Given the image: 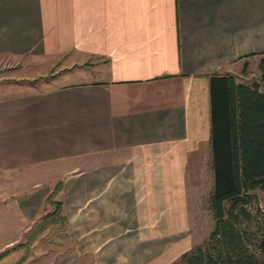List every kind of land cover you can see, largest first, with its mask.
<instances>
[{"label": "crops", "instance_id": "0c3cea01", "mask_svg": "<svg viewBox=\"0 0 264 264\" xmlns=\"http://www.w3.org/2000/svg\"><path fill=\"white\" fill-rule=\"evenodd\" d=\"M263 50L264 0H0V60L79 69L47 89L0 94V261L24 253V228L57 180L65 226L68 196L84 191L107 230L123 206L154 214L136 223L146 230L183 231V168L212 159L207 76L240 80ZM185 235L155 243L158 264Z\"/></svg>", "mask_w": 264, "mask_h": 264}, {"label": "rangeland", "instance_id": "374dc122", "mask_svg": "<svg viewBox=\"0 0 264 264\" xmlns=\"http://www.w3.org/2000/svg\"><path fill=\"white\" fill-rule=\"evenodd\" d=\"M26 58H21L20 61L6 58L0 60V94L47 89L49 85H59L79 76L77 68L71 72L61 69L64 62L60 59L56 61L48 60L47 57H33L30 60ZM248 66L239 77L245 84L258 79L257 66L253 63ZM34 78L36 79L32 82ZM259 89L264 91V84H260ZM202 162L204 164L200 167L183 168L186 197L182 202L187 206L186 214H182L187 225L183 231L176 233L169 229L146 230L136 223H140L141 219L152 222L154 214L138 215L137 209L131 214V210L123 206H119V211L116 212L115 230H107V226L103 225L106 222L104 216L100 215L101 211L98 209L97 213L93 207L95 198L89 199L91 195L82 191L76 196H68L70 220L69 225L64 228L66 230L63 231V226L59 223L45 227L27 246L22 247L21 250L27 253L21 264H158L163 262L160 261L161 257H158V251L164 248L155 244L159 240H163L166 247L168 244H174L179 234H186V240H182V245L173 249L174 253L201 243L212 231L215 221L208 200L213 184L212 169L209 161ZM145 186L136 183L134 196H143ZM250 193L243 202V213L236 216L234 224L239 231L243 251L252 254L261 264L264 253L259 251L257 244L259 237L264 234V190L254 188ZM148 196L151 198V195ZM143 198L146 202L150 199L147 195ZM158 208L161 209L158 212L163 210L160 204ZM47 209L50 210L43 203L39 208V215L30 220L24 228L21 241L26 239L25 236L34 227L35 221L39 220ZM169 210L171 209L165 210L164 216L160 214V223L173 217ZM179 254L174 255L165 264H171ZM6 262L4 259L0 264Z\"/></svg>", "mask_w": 264, "mask_h": 264}, {"label": "trees", "instance_id": "16d2710c", "mask_svg": "<svg viewBox=\"0 0 264 264\" xmlns=\"http://www.w3.org/2000/svg\"><path fill=\"white\" fill-rule=\"evenodd\" d=\"M261 53L258 79L250 83L245 84L229 72L214 71L207 76L213 180L208 200L215 221L206 239L182 251L171 264H260L243 251L234 222L243 213V202L251 190H264V91L259 89L264 84V50ZM60 189L61 180H57L45 197L51 210L35 223L22 247L53 223L65 227L63 201L56 196ZM257 248L264 253V234ZM26 253L11 264H21Z\"/></svg>", "mask_w": 264, "mask_h": 264}]
</instances>
